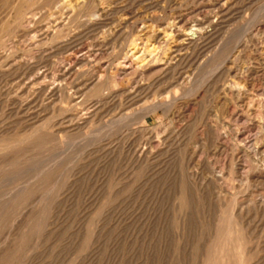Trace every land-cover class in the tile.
Here are the masks:
<instances>
[{
	"label": "rangeland",
	"instance_id": "rangeland-1",
	"mask_svg": "<svg viewBox=\"0 0 264 264\" xmlns=\"http://www.w3.org/2000/svg\"><path fill=\"white\" fill-rule=\"evenodd\" d=\"M147 27L199 33L119 76ZM261 120L264 0H0V264H264Z\"/></svg>",
	"mask_w": 264,
	"mask_h": 264
},
{
	"label": "bare ground",
	"instance_id": "bare-ground-1",
	"mask_svg": "<svg viewBox=\"0 0 264 264\" xmlns=\"http://www.w3.org/2000/svg\"><path fill=\"white\" fill-rule=\"evenodd\" d=\"M187 1V0H186ZM223 1V0H222ZM75 2V1H74ZM219 2H221V1H218V3ZM156 3V2H155ZM158 3V2H157ZM162 3V2H161ZM225 4V3H224ZM72 5V4H71ZM74 5V4H73ZM160 5V4H159ZM226 5V4H225ZM229 5V4H228ZM74 6H76V5H74ZM72 8V7H71ZM74 8V7H73ZM159 9V8H158ZM157 9V10H158ZM154 10V9H153ZM206 11V10H205ZM106 12V11H105ZM216 13V12H215ZM95 14V13H94ZM93 14V16H95ZM146 14V13H145ZM180 15H181V13H180ZM180 15H179V17H180ZM186 15H187V13H186ZM204 15V14H203ZM145 16V15H144ZM150 16V15H149ZM148 17V16H147ZM151 17V16H150ZM207 17V16H206ZM210 17V16H209ZM145 18V17H144ZM154 18V17H153ZM181 18V17H180ZM180 18L178 19L179 21H180ZM214 19V18H213ZM173 20V19H172ZM183 20V19H182ZM185 20V19H184ZM204 20V19H203ZM202 20V21H203ZM146 21V20H145ZM166 21V20H165ZM174 21V20H173ZM205 21H207V20H205ZM209 21H211V19L209 20ZM208 21V22H209ZM143 23H144V21H142ZM169 22V21H168ZM175 22V21H174ZM178 22V21H177ZM186 22V21H185ZM184 22V23H185ZM164 23V22H163ZM165 23H167V22H165ZM173 23V22H172ZM183 23V25H185ZM189 23V22H188ZM213 23V22H212ZM141 24V23H140ZM146 24V23H145ZM147 24H149V23H147ZM169 24V23H168ZM187 24V23H186ZM194 24V23H193ZM152 25V24H151ZM190 25H192L191 24V22H190ZM142 26V25H141ZM154 26V25H153ZM162 26V25H161ZM178 26V25H177ZM195 26V24L193 25V27ZM137 27H138V25H137ZM167 27V26H166ZM181 27H183L182 25H181ZM188 27V26H187ZM190 27V26H189ZM197 27V31L199 30V25L198 26H196ZM206 27V26H205ZM210 27V26H209ZM142 28V27H141ZM144 28V27H143ZM64 29H66V28H64ZM137 29V28H136ZM173 29H175V28H173ZM172 28H170L169 30H163L162 32L161 31H159V30H155V29H153V28H151V27H147V28H145L143 31H142V34L137 38V39H134L132 42H131V45L127 48V49H125L124 50V52L122 53L123 54V57H122V59H121V65H123L122 66V68L120 69V74H119V76H121V77H125L126 75H127V72L128 71H132L135 75L136 74H138L139 75V78L137 77V79H142V77L143 76H145V74H155V73H158V74H160L161 76H162V74H165L169 69H172V67L174 66V63L176 62V57H177V55H179V54H177L176 55V51L179 49V47H181L182 45H184V44H186V42L187 43H189V42H191V39H192V36H191V39H188L186 36H188V35H186V32L188 31V29L187 28H185L184 27V29H183V31H181L180 29H182V28H180L179 27V29H177V27H176V29L177 30H180V32L178 33L176 30H173ZM62 30H63V27H62ZM61 30V31H62ZM139 30H141V29H139ZM196 30H190V31H188V32H190L192 35L193 34H197V33H199V32H197ZM202 30V29H201ZM65 31V30H64ZM200 31V30H199ZM204 31H205V29H204ZM139 32V31H138ZM137 32V33H138ZM62 33V32H61ZM201 33V32H200ZM188 34V33H187ZM205 34V33H204ZM61 35V34H60ZM137 35V34H136ZM200 35V34H199ZM198 35V36H199ZM203 35V34H202ZM59 36V35H58ZM137 37V36H136ZM186 37V38H185ZM193 37H194V35H193ZM201 37V36H200ZM134 38V37H133ZM180 38H183V39H180ZM196 38V37H195ZM198 38V37H197ZM202 38V37H201ZM200 38V39H201ZM194 39V38H193ZM199 39V40H200ZM195 40V39H194ZM194 40H192V41H194ZM136 41H138L137 43H136ZM195 42H196V40H195ZM198 43V42H197ZM196 43V44H197ZM191 45H193V43L191 44ZM192 47V46H191ZM183 50V49H182ZM71 51V50H70ZM123 51V50H122ZM78 52V51H77ZM81 52V51H80ZM181 52V51H180ZM199 52V51H198ZM120 53V54H121ZM187 52H185V54H186ZM77 54V53H76ZM119 54V55H120ZM86 55V54H85ZM182 55H184V54H182ZM72 56H73V54H72ZM93 56V55H92ZM179 56H181V55H179ZM79 57V56H78ZM76 58V57H75ZM80 58V57H79ZM92 58V57H91ZM78 59V58H77ZM89 59H90V57H89ZM95 59V58H94ZM97 59V58H96ZM95 59V60H96ZM179 59V58H178ZM93 60V59H92ZM80 61V60H79ZM90 61V60H89ZM119 61V60H118ZM76 62V61H75ZM74 62V63H75ZM81 62V61H80ZM73 63V62H72ZM107 63V62H106ZM198 63V62H197ZM82 64V63H81ZM92 64V63H91ZM104 64V63H103ZM94 65V64H93ZM107 67V66H106ZM228 67H230V66H228ZM120 68V67H119ZM119 68H118V70H119ZM174 68V67H173ZM178 68H180V67H178ZM102 69V68H101ZM177 70V69H176ZM180 70V69H179ZM87 72V71H86ZM175 72H177V71H175ZM180 72V71H179ZM227 72V71H226ZM239 72V71H238ZM133 73H132V75H133ZM168 73H171V72H168ZM167 73V74H168ZM182 73V72H181ZM191 73V72H190ZM83 74V73H82ZM166 74V75H167ZM239 74H240V72H239ZM131 75V74H130ZM192 75V74H191ZM238 75V74H237ZM88 76H90V75H88ZM134 76V75H133ZM159 76V75H158ZM175 76H176V74H175ZM200 76V75H199ZM240 76V75H239ZM163 78H164V76H162ZM166 77V76H165ZM118 78V77H117ZM128 78H130V76L128 77ZM131 78H133L132 76H131ZM121 79V78H120ZM134 79H136V78H134ZM154 79V78H153ZM155 80V79H154ZM122 81V80H121ZM143 81V80H142ZM173 81V80H172ZM177 81V80H176ZM245 81V80H244ZM167 82H168V80H167ZM166 82V83H167ZM94 83V82H93ZM119 83V82H118ZM163 83V82H162ZM161 83V84H162ZM165 83V82H164ZM169 83H171V82H169ZM176 83V82H175ZM186 83V82H185ZM190 83V82H189ZM103 84V83H102ZM136 84V83H135ZM137 84H138V82H137ZM168 84V83H167ZM172 85H174L173 83H171ZM170 84V86H172ZM91 85H92V83H91ZM130 85V84H129ZM145 85H146V83H145ZM163 85V84H162ZM200 85V84H199ZM87 86V85H86ZM125 86V85H124ZM130 86H132V84L130 85ZM146 86H148V85H146ZM169 86V87H170ZM192 86V85H191ZM90 87V86H89ZM104 87V86H103ZM135 87V86H134ZM143 86H142V84H140V85H137V87L136 88H134L133 90H134V92H135V89H138L139 90V88L140 89H143L142 88ZM130 88V87H129ZM168 88V87H167ZM173 88V87H172ZM230 88V87H229ZM103 89V88H102ZM118 89V88H117ZM120 89V88H119ZM138 90H136L137 91V93L139 94V92H138ZM157 90V89H156ZM167 90V89H166ZM172 90V89H171ZM174 90V89H173ZM180 90V89H179ZM228 90V89H227ZM101 91V90H100ZM102 92V91H101ZM125 92L127 93V91L125 90ZM133 91H131V93L133 94L134 93ZM150 92V91H149ZM158 92H160V91H158ZM166 92V91H165ZM168 92V91H167ZM240 92V91H239ZM118 93V92H117ZM169 93H170V91H169ZM184 93H186V91L184 92ZM105 94V93H104ZM103 94V95H104ZM121 94V93H120ZM142 94V93H141ZM149 94V93H148ZM151 94V93H150ZM149 94V95H150ZM153 94V93H152ZM163 94V93H162ZM194 94V93H193ZM196 94H197V92H196ZM99 95H102V94H99ZM117 95V94H116ZM129 95H130V93H129ZM164 95V94H163ZM180 96H181V94H179ZM183 95V94H182ZM186 95H188L187 93H186ZM128 96V95H127ZM184 96V95H183ZM176 97V95H172L171 94V96L167 93L166 95H165V97H164V100L162 101V100H155V101H152L150 104H148V105H145V106H143V108H141L143 111H142V113L144 112V113H146L145 115H148V116H150V115H152V114H154L156 111H158V110H160V111H165V110H173L174 112H179L180 111V109L183 107V106H185V104H186V98L185 97ZM137 97V94L136 93H134V98H135V103H137V102H139L138 101V97ZM226 97V96H225ZM126 98V97H125ZM134 98L132 99V100H134ZM147 98V97H146ZM151 98V97H150ZM227 98V97H226ZM141 99V98H140ZM139 99V100H140ZM158 99V98H157ZM163 99V98H162ZM240 99V98H239ZM150 100V99H149ZM131 101V100H130ZM141 101V100H140ZM105 102V101H104ZM196 102V101H195ZM128 103H129V101H128ZM133 102H131V104H132ZM117 104H118V102H117ZM116 104V105H117ZM141 104V103H140ZM193 104V103H192ZM195 104V103H194ZM129 105V104H128ZM241 105V104H240ZM120 106V105H119ZM191 106V105H190ZM199 106V105H198ZM132 107H134V106H132ZM130 108V107H129ZM120 111V110H119ZM136 111V110H135ZM139 111V110H138ZM140 113V112H139ZM171 113V112H170ZM173 113V112H172ZM133 114H135V113H133ZM262 115V114H261ZM134 116V115H133ZM137 116H138V114H137ZM142 117H144V116H142ZM179 117V116H178ZM131 118H133V117H131ZM138 118H140V117H138ZM123 119V118H122ZM130 119V118H129ZM144 119V118H143ZM262 119V118H261ZM124 120V119H123ZM127 120V119H126ZM132 120V119H131ZM134 120V119H133ZM141 120V119H140ZM253 120V119H252ZM130 121V120H129ZM128 121V122H129ZM182 121V120H181ZM262 121V120H261ZM259 122L258 123V126L257 127H259V129H261L262 131H264V122L262 121V122ZM121 122V121H120ZM134 122H139V121H134ZM257 122V121H256ZM122 123V122H121ZM127 123V122H126ZM131 123V122H130ZM132 124V123H131ZM218 126V125H217ZM150 127V126H149ZM121 128V127H120ZM124 128V127H123ZM125 129V128H124ZM128 129V128H127ZM131 129V128H130ZM213 129V128H212ZM138 130V129H137ZM122 131V130H121ZM144 131V130H143ZM153 131V130H152ZM214 131V130H213ZM261 131V132H262ZM123 134V133H122ZM225 134H227V133H225ZM131 135V134H130ZM214 135V134H213ZM216 135V134H215ZM122 136V135H121ZM217 136V135H216ZM229 136H232V137H234L233 135H229ZM130 137V136H129ZM166 137V136H165ZM218 137V136H217ZM140 138V137H139ZM233 139V138H232ZM235 139V138H234ZM233 139V140H234ZM152 141V140H151ZM148 142V141H147ZM154 143V142H153ZM161 143V142H160ZM234 143H235V141H234ZM240 143H241V141H240ZM148 144V143H147ZM238 144V143H237ZM157 145V144H156ZM246 145V144H245ZM158 146V145H157ZM240 146H242V145H240ZM149 147V146H148ZM156 147V146H155ZM249 147V146H248ZM251 147H252V145H251ZM251 147H250V149H251ZM137 148H139V147H137ZM236 148V147H235ZM258 148V147H257ZM153 149V148H152ZM249 149V148H248ZM262 149H264L263 147H262ZM256 150V149H255ZM261 150V149H260ZM240 151H241V153L243 154V155H245V156H249L250 155V151H248V150H246V149H244V148H240ZM257 151V150H256ZM263 151V150H262ZM139 152V151H138ZM255 152V151H254ZM132 153V152H131ZM144 154V153H143ZM242 155V156H243ZM137 156V155H136ZM149 156V155H148ZM151 157V156H150ZM143 159V158H142ZM144 159H145V157H144ZM145 163V162H144ZM246 163V162H245ZM262 163V162H261ZM257 174H258V172H257ZM220 175V174H219ZM208 178V177H207ZM256 178V177H255ZM258 179H259V177H257ZM257 180V179H256Z\"/></svg>",
	"mask_w": 264,
	"mask_h": 264
}]
</instances>
